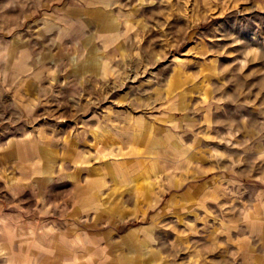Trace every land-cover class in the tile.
<instances>
[{"label": "rangeland", "instance_id": "1", "mask_svg": "<svg viewBox=\"0 0 264 264\" xmlns=\"http://www.w3.org/2000/svg\"><path fill=\"white\" fill-rule=\"evenodd\" d=\"M0 264H264V0H0Z\"/></svg>", "mask_w": 264, "mask_h": 264}, {"label": "crops", "instance_id": "2", "mask_svg": "<svg viewBox=\"0 0 264 264\" xmlns=\"http://www.w3.org/2000/svg\"><path fill=\"white\" fill-rule=\"evenodd\" d=\"M111 31H115V30H111Z\"/></svg>", "mask_w": 264, "mask_h": 264}]
</instances>
